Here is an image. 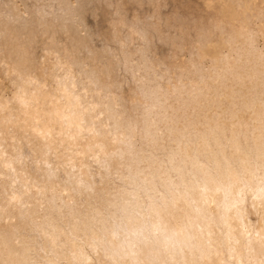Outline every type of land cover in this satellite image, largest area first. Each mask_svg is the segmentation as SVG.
Here are the masks:
<instances>
[{
    "label": "bare ground",
    "instance_id": "bare-ground-1",
    "mask_svg": "<svg viewBox=\"0 0 264 264\" xmlns=\"http://www.w3.org/2000/svg\"><path fill=\"white\" fill-rule=\"evenodd\" d=\"M49 5L120 42L0 64V264H264V0ZM42 8L0 0V33Z\"/></svg>",
    "mask_w": 264,
    "mask_h": 264
},
{
    "label": "clouds",
    "instance_id": "clouds-1",
    "mask_svg": "<svg viewBox=\"0 0 264 264\" xmlns=\"http://www.w3.org/2000/svg\"><path fill=\"white\" fill-rule=\"evenodd\" d=\"M89 2L90 0H77V10H82ZM44 3L45 8L41 9L36 27L25 36L13 37L6 33H0V64L7 62L10 65L9 73L16 77L30 80L39 71L40 54L49 47L50 43L46 42L45 38L49 37L50 33L54 35L55 31L62 32L64 35L62 50L64 56L68 58L73 57L82 49L86 50V42H90L92 46L89 52L90 57L97 53L112 54L111 46L120 42L118 35L115 34L114 23L110 25L113 28V33H109L102 23L94 21L89 16L88 24L92 25L96 31L86 34L81 32L73 21L52 10L49 0H44ZM52 56L56 57V63L59 66L60 56L56 53L48 51L45 59ZM10 57H16V59L13 60ZM7 79H10V76L5 73L0 78V87H3V81Z\"/></svg>",
    "mask_w": 264,
    "mask_h": 264
}]
</instances>
